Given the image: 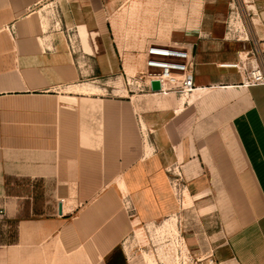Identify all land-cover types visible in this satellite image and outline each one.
Wrapping results in <instances>:
<instances>
[{"label": "crops", "instance_id": "obj_1", "mask_svg": "<svg viewBox=\"0 0 264 264\" xmlns=\"http://www.w3.org/2000/svg\"><path fill=\"white\" fill-rule=\"evenodd\" d=\"M152 1L0 0V264H130L135 227L185 197L223 232L217 264H264V85L228 66L264 50V0H194L162 28ZM151 43L190 50L189 100L75 90L137 73Z\"/></svg>", "mask_w": 264, "mask_h": 264}, {"label": "rangeland", "instance_id": "obj_2", "mask_svg": "<svg viewBox=\"0 0 264 264\" xmlns=\"http://www.w3.org/2000/svg\"><path fill=\"white\" fill-rule=\"evenodd\" d=\"M193 1L153 0L152 5L147 6L148 9L153 10L155 16H162L161 18L153 19L155 26L162 28L164 25L174 26L183 22L184 12L192 13L194 11ZM202 1H206L204 10L212 8V3H208V0ZM230 18L227 19V27L229 24L231 32H236L235 38L242 39V33L238 31L242 27L241 18ZM250 26V20L245 15V38H249L251 35L248 32ZM141 70L143 68H139L138 72ZM92 81V79H87L85 83H82L80 87H76L75 90L111 94L113 97L122 99L127 93L137 92L141 94L146 91L140 90L136 86H131L133 92H130V86L127 85L125 78L113 77L100 80V82ZM177 97L179 100L182 97L190 99L191 95L181 97L177 95ZM138 98V106L145 108V100H141L139 96ZM154 101L156 102V99ZM180 106H182V101ZM139 128L141 129L140 125ZM135 133L132 134L131 141H120L122 154L129 150L130 146H137L139 150V147L144 145V143L146 144L144 140L145 130H137ZM207 133L205 132L206 135ZM171 186L177 196V193L181 192V180H171ZM201 214L198 209L190 205V202L185 197L179 206V211L175 215L173 214L164 220L147 226L139 225L135 227L123 243V251L127 254L130 264H150L149 260L154 264H217L215 251L220 240H222L223 232L216 225L214 218H206Z\"/></svg>", "mask_w": 264, "mask_h": 264}, {"label": "built area", "instance_id": "obj_3", "mask_svg": "<svg viewBox=\"0 0 264 264\" xmlns=\"http://www.w3.org/2000/svg\"><path fill=\"white\" fill-rule=\"evenodd\" d=\"M143 70L125 76L126 83L140 90H151L150 82L159 81L161 94L174 93L178 96H188L197 87L193 78L191 52L178 44L151 43L145 48ZM254 63L247 58L229 64L244 75L245 85H264V50L254 49ZM4 210L0 208V221L3 220Z\"/></svg>", "mask_w": 264, "mask_h": 264}, {"label": "water", "instance_id": "obj_4", "mask_svg": "<svg viewBox=\"0 0 264 264\" xmlns=\"http://www.w3.org/2000/svg\"><path fill=\"white\" fill-rule=\"evenodd\" d=\"M150 85H151L150 88L152 91H158L160 89V84H159V81L157 80H152L150 82Z\"/></svg>", "mask_w": 264, "mask_h": 264}, {"label": "bare ground", "instance_id": "obj_5", "mask_svg": "<svg viewBox=\"0 0 264 264\" xmlns=\"http://www.w3.org/2000/svg\"><path fill=\"white\" fill-rule=\"evenodd\" d=\"M157 92H158V91H157ZM146 258H147V257H146ZM147 261H148V260H147ZM148 262H150V264H154V263H153L152 261H150V260H149Z\"/></svg>", "mask_w": 264, "mask_h": 264}]
</instances>
